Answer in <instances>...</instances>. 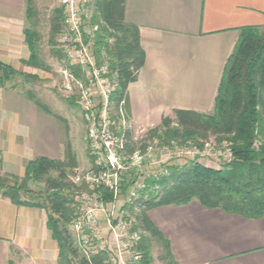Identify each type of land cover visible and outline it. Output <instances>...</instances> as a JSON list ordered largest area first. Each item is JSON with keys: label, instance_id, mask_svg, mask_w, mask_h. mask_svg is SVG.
Here are the masks:
<instances>
[{"label": "crops", "instance_id": "obj_1", "mask_svg": "<svg viewBox=\"0 0 264 264\" xmlns=\"http://www.w3.org/2000/svg\"><path fill=\"white\" fill-rule=\"evenodd\" d=\"M123 21L138 28L143 64L127 86L129 123L154 128L175 110L211 114L239 32L264 28V0H125ZM25 1L0 0V63L38 76L24 39ZM57 119L0 88V175L21 179L38 157L61 160ZM177 264H264V215L249 219L197 201L147 211ZM43 209L0 195V264H58Z\"/></svg>", "mask_w": 264, "mask_h": 264}, {"label": "trees", "instance_id": "obj_2", "mask_svg": "<svg viewBox=\"0 0 264 264\" xmlns=\"http://www.w3.org/2000/svg\"><path fill=\"white\" fill-rule=\"evenodd\" d=\"M25 1L26 25L35 14L34 0ZM125 0H94L90 25L98 26L97 43L104 47L110 57V70L116 75L117 88L113 95L116 102L125 99L127 86L136 80L137 72L143 64V52L139 44L138 28L123 21ZM24 28L23 34L29 51L25 65L44 69L45 64L36 53L37 33L31 27ZM61 10H55L50 24V45L62 29ZM114 40L111 50H107L105 40ZM52 54L63 57L59 50ZM0 86L16 73L0 63ZM24 78L35 76L21 75ZM264 88V28L246 27L239 32V39L233 53L224 66L222 80L211 114L175 110L174 117H163L156 127L150 129V137L165 140L204 138L211 132L226 141L229 146L230 162L219 169L191 164L182 168H171L167 176H160L147 182V189L137 199V212L133 218L140 230L141 264H151L150 247L157 243L162 249L161 260L165 264H177L170 251L168 241L150 222L147 211L159 206H183L197 201L206 209H220L228 214H237L249 219L264 215V107L261 101ZM39 110L49 114L35 101ZM176 127H171L172 124ZM160 134V136H158ZM126 152L135 150L132 134H125ZM63 161L35 158L25 166L22 179L0 175V195L17 206L43 209L46 212V226L58 246V264H108L105 253L95 256H77L68 233L67 225L73 217L71 201L63 194L71 188L63 180L66 169L76 166L75 156L69 143L64 144ZM1 165V161H0ZM56 172L57 179L47 178ZM29 181L46 185L42 203L28 202L21 194L27 193Z\"/></svg>", "mask_w": 264, "mask_h": 264}, {"label": "built area", "instance_id": "obj_3", "mask_svg": "<svg viewBox=\"0 0 264 264\" xmlns=\"http://www.w3.org/2000/svg\"><path fill=\"white\" fill-rule=\"evenodd\" d=\"M63 2L59 50L68 66L62 70L66 80L64 89L77 91V104L87 124L86 142L93 164L84 177L86 191L76 200L72 220L74 237L86 257L103 252L108 264H141L142 233L133 218L137 212L135 202L146 191L147 182L165 175L164 165L173 163L185 148L171 142L157 148L158 152L150 145L144 152L135 147L133 153L127 154L125 134L131 131V126L125 99L113 100L116 75L110 70V57L97 43L98 26L85 21L86 0ZM113 42L112 38L105 40L108 51ZM143 132L145 130L139 133ZM141 140V136L139 139L132 136L134 145ZM105 192L111 196L108 204L103 202ZM118 200L122 205L116 212ZM102 224L106 225V235L102 233Z\"/></svg>", "mask_w": 264, "mask_h": 264}, {"label": "rangeland", "instance_id": "obj_4", "mask_svg": "<svg viewBox=\"0 0 264 264\" xmlns=\"http://www.w3.org/2000/svg\"><path fill=\"white\" fill-rule=\"evenodd\" d=\"M63 1L64 0H34L33 8L35 14L32 17L30 24L26 25V27H31L32 30L37 33L36 53L39 59L45 64L46 68H38V76L31 78L12 75L8 81L3 82L0 88H3L5 91L16 92L20 99L24 98L29 100L31 96L34 97L35 101H37L42 108L47 109L50 112V115L57 119L63 143L62 159L59 161L64 160V144L66 143L70 144L75 156L76 166L66 169L67 176L66 179L63 180L66 185L71 186L69 190L63 191V194L71 201L70 208L72 209L73 214H75L77 208L76 200L81 192L86 191V184L84 182L85 174L93 168V164L86 142L87 124L84 120L83 113L77 104V91L72 89L71 92H67L64 89L66 80L62 75V70L68 66L63 57L52 54V49L59 50V37L63 30V26L54 38L55 45H50V24L55 10L62 11L64 21L65 4ZM93 2L94 0H86L85 2L87 9V17L85 21L87 23H91L94 12ZM74 73L77 75L76 71H74ZM261 101L264 107V88ZM40 111L43 112L42 110ZM158 122L159 120H157L152 126L155 127ZM130 126L134 138L139 139V136L143 138V140L137 141V144L135 145L136 149L140 152H144L146 147L150 145L154 147V152H158L160 149L157 148L169 145L171 142H175L177 146H183L185 148L184 153L182 155H177L176 160H174L173 163L164 165V167L167 168L164 176L168 175L171 168L180 169L182 167L191 166V164H201L202 166L219 169L231 161L228 143L226 141H222L221 143L216 142L218 137L211 132L204 133V138L195 137L194 139L178 138L165 140L162 137H150L148 134V131L150 130L149 128L133 127L131 123ZM171 127H176V124H172ZM140 130H145V132L139 133ZM158 136H160V134H158ZM57 177L58 175L56 172H50L47 178L57 179ZM45 187L46 185L43 181L27 182V193L21 194L22 199L28 202L42 203ZM110 201H112L110 194L105 192L103 198L104 204ZM115 205V211L117 212L122 205V201L118 200ZM107 210L110 211V207L107 208ZM73 218L74 215L70 223H68L67 228L73 246L77 250V256L78 258H81L84 253L79 250L77 240L74 237L75 234L73 233L72 226ZM101 230L104 235L108 233L105 224L101 225ZM150 252L152 258L151 264H165L161 260L163 254L162 249L157 243L151 244ZM74 264L78 263L74 262Z\"/></svg>", "mask_w": 264, "mask_h": 264}]
</instances>
